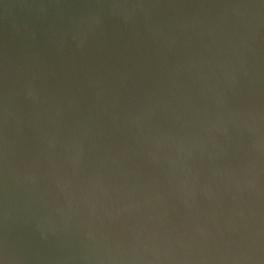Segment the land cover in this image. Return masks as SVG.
Segmentation results:
<instances>
[{
  "label": "water",
  "instance_id": "95a60500",
  "mask_svg": "<svg viewBox=\"0 0 264 264\" xmlns=\"http://www.w3.org/2000/svg\"><path fill=\"white\" fill-rule=\"evenodd\" d=\"M3 264H264V0H0Z\"/></svg>",
  "mask_w": 264,
  "mask_h": 264
},
{
  "label": "clouds",
  "instance_id": "9594fccd",
  "mask_svg": "<svg viewBox=\"0 0 264 264\" xmlns=\"http://www.w3.org/2000/svg\"><path fill=\"white\" fill-rule=\"evenodd\" d=\"M0 264H3V261H0Z\"/></svg>",
  "mask_w": 264,
  "mask_h": 264
}]
</instances>
